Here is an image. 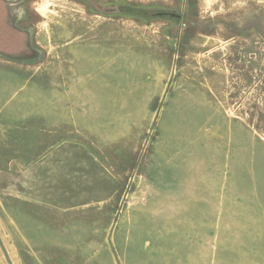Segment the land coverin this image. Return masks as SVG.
<instances>
[{
    "label": "rangeland",
    "instance_id": "obj_1",
    "mask_svg": "<svg viewBox=\"0 0 264 264\" xmlns=\"http://www.w3.org/2000/svg\"><path fill=\"white\" fill-rule=\"evenodd\" d=\"M14 1L33 48L0 51L13 263L264 264V0Z\"/></svg>",
    "mask_w": 264,
    "mask_h": 264
},
{
    "label": "crops",
    "instance_id": "obj_2",
    "mask_svg": "<svg viewBox=\"0 0 264 264\" xmlns=\"http://www.w3.org/2000/svg\"><path fill=\"white\" fill-rule=\"evenodd\" d=\"M14 2V0H0V5H4L6 9V12L4 11L3 15H0V51L26 52L29 49L32 50L33 48L32 34L28 29L26 30L20 27V29H17L14 25L15 21L17 23V20L19 21L22 19L21 15H19L16 9L11 12V9H13V7L16 5ZM9 7L12 8L9 9ZM11 20L12 22L10 23ZM16 29L18 31H16ZM7 59L10 58L7 57L3 59L4 61H2L1 66H6ZM27 66L33 67L32 64Z\"/></svg>",
    "mask_w": 264,
    "mask_h": 264
},
{
    "label": "water",
    "instance_id": "obj_3",
    "mask_svg": "<svg viewBox=\"0 0 264 264\" xmlns=\"http://www.w3.org/2000/svg\"><path fill=\"white\" fill-rule=\"evenodd\" d=\"M0 248H1V251L7 261L8 264H14L10 255H9V252L4 244V241L2 240L1 236H0Z\"/></svg>",
    "mask_w": 264,
    "mask_h": 264
},
{
    "label": "trees",
    "instance_id": "obj_4",
    "mask_svg": "<svg viewBox=\"0 0 264 264\" xmlns=\"http://www.w3.org/2000/svg\"><path fill=\"white\" fill-rule=\"evenodd\" d=\"M128 10V12H135L134 15H131V16H139V15H135V14H145L147 13L148 11L144 10V9H139V8H136V7H128L127 9L123 8V11H126Z\"/></svg>",
    "mask_w": 264,
    "mask_h": 264
},
{
    "label": "flooded vegetation",
    "instance_id": "obj_5",
    "mask_svg": "<svg viewBox=\"0 0 264 264\" xmlns=\"http://www.w3.org/2000/svg\"><path fill=\"white\" fill-rule=\"evenodd\" d=\"M171 15H173V14H171Z\"/></svg>",
    "mask_w": 264,
    "mask_h": 264
}]
</instances>
